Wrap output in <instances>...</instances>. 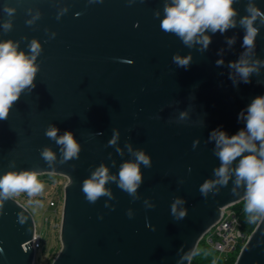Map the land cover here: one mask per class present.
<instances>
[{
  "label": "water",
  "instance_id": "water-1",
  "mask_svg": "<svg viewBox=\"0 0 264 264\" xmlns=\"http://www.w3.org/2000/svg\"><path fill=\"white\" fill-rule=\"evenodd\" d=\"M166 3L171 0H0V43L12 41L29 57L32 41L40 45L34 87L24 89L0 120V177L35 171L67 178L62 248L51 264H191L223 209L244 201L246 185H235L234 172L206 197L199 189L218 179L213 131L230 137L245 129L241 112L246 116L251 102L264 96L259 18L255 47L244 56L250 64L261 62L258 72L244 83L229 67L246 52L241 18L250 3L264 12V0H234L236 27L206 32L211 43L203 51L161 30ZM177 55L191 56L187 67L173 61ZM50 126L58 137L73 134L78 159L62 162V146L45 135ZM114 132L119 137L110 145ZM44 148L55 154L51 166L41 156ZM137 151L151 167L140 164L142 181L130 196L118 186L119 171L136 162ZM101 165L116 179L105 184L111 197L92 204L82 185ZM181 210L184 218H178ZM36 231L26 207L12 197L2 200L0 264H35ZM235 264H264V219Z\"/></svg>",
  "mask_w": 264,
  "mask_h": 264
},
{
  "label": "clouds",
  "instance_id": "clouds-1",
  "mask_svg": "<svg viewBox=\"0 0 264 264\" xmlns=\"http://www.w3.org/2000/svg\"><path fill=\"white\" fill-rule=\"evenodd\" d=\"M234 0H171L164 6V18L160 21V28L165 33H171L181 39L184 45L192 47L194 44L201 45V51L206 50L211 43V38L205 35L211 31L213 34L220 32L223 34L229 28L236 27V11L232 7ZM9 15L13 9L6 8ZM249 15L241 18L240 25L245 29L243 37V47L246 49L244 55L235 62L230 63L229 67L235 69V72L241 77L244 83H249V76L253 72H258L260 61L250 64L244 58L255 47V39L258 29L254 27L257 18L264 24V12L251 3L247 7ZM159 17V13H155ZM5 30H10L11 24L5 23ZM234 43V39L228 41ZM31 57L26 56L24 52L17 51V46L12 41L0 43V120H6L9 111L19 98L20 94L26 88L34 87L33 81L38 71L34 61L39 54L40 45L36 40L31 43ZM191 56H174L173 61L180 67H187ZM223 61H217L222 64ZM181 113V118L184 117ZM240 118L246 121L245 129L238 131L232 136L226 135L224 131H213L211 139L216 142L215 155L220 161V166L214 170L218 177L214 181H205L200 186V192L206 197L210 191L217 185L226 186L231 172L235 174V185H246L244 196L246 214H249V221L254 223L258 219H264V96L256 97L247 107L245 116L242 111ZM58 129L50 126L45 135L56 141L62 146L63 160L66 162L72 159H78L80 145L74 139L70 131L57 136ZM119 137V133L114 132L110 145H114ZM256 142H259L257 149ZM129 150L131 148L129 146ZM119 151V149H117ZM245 153H248L245 155ZM42 158L51 166L55 161V154L48 148L41 152ZM136 162H126L119 171L118 186L130 196H135L142 176L140 164L146 168L151 167V161L143 151L135 153ZM238 157V165L232 169L230 166ZM116 177L109 176L108 169L101 165L92 173L89 179H86L82 185V191L85 199L92 204L101 196L111 197L105 184L109 180H115ZM44 190V184L38 179L35 171H9L0 177V206L2 200L8 199L13 195L26 192L29 197L38 196ZM235 194V188H233ZM36 201V204H40ZM182 201H176L172 205L171 211L176 215V204ZM185 212L181 210L178 218H184Z\"/></svg>",
  "mask_w": 264,
  "mask_h": 264
},
{
  "label": "rangeland",
  "instance_id": "rangeland-1",
  "mask_svg": "<svg viewBox=\"0 0 264 264\" xmlns=\"http://www.w3.org/2000/svg\"><path fill=\"white\" fill-rule=\"evenodd\" d=\"M51 176H38L44 184L40 195L29 197L26 192L14 195V198L31 212L36 222L35 264H51L62 248L60 234L67 178L54 175L57 179L52 183L47 181ZM36 201L41 203L38 205Z\"/></svg>",
  "mask_w": 264,
  "mask_h": 264
},
{
  "label": "built area",
  "instance_id": "built-area-1",
  "mask_svg": "<svg viewBox=\"0 0 264 264\" xmlns=\"http://www.w3.org/2000/svg\"><path fill=\"white\" fill-rule=\"evenodd\" d=\"M234 206L223 209L221 219L203 238L204 242L217 254L218 259L228 256L239 247L242 248L250 236ZM36 241L35 235L33 243L37 249Z\"/></svg>",
  "mask_w": 264,
  "mask_h": 264
},
{
  "label": "trees",
  "instance_id": "trees-1",
  "mask_svg": "<svg viewBox=\"0 0 264 264\" xmlns=\"http://www.w3.org/2000/svg\"><path fill=\"white\" fill-rule=\"evenodd\" d=\"M56 179L57 176L52 175L47 179V181L53 183ZM11 197L15 199L14 195ZM234 208L240 214L241 221L245 229L247 230V233L250 235L254 231L260 219H258L254 223L249 221V214H246V212L244 211L245 201L235 205ZM240 250L241 248L239 247L228 256L218 259L217 254L204 242V240H202L193 255L191 264H235L237 255Z\"/></svg>",
  "mask_w": 264,
  "mask_h": 264
}]
</instances>
